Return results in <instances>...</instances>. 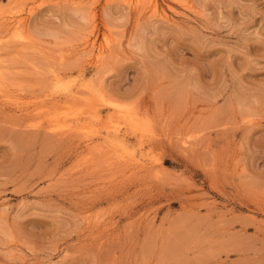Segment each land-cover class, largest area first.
<instances>
[{"label":"rangeland","instance_id":"rangeland-1","mask_svg":"<svg viewBox=\"0 0 264 264\" xmlns=\"http://www.w3.org/2000/svg\"><path fill=\"white\" fill-rule=\"evenodd\" d=\"M12 1L0 264H264V0Z\"/></svg>","mask_w":264,"mask_h":264},{"label":"bare ground","instance_id":"bare-ground-1","mask_svg":"<svg viewBox=\"0 0 264 264\" xmlns=\"http://www.w3.org/2000/svg\"><path fill=\"white\" fill-rule=\"evenodd\" d=\"M12 1V0H11ZM8 2V1H7ZM1 6V5H0ZM7 6H8V8H11V9H13L15 6H14V2L12 1V2H9V4H7ZM31 9V8H30ZM0 11H3V13L2 14H7L6 13V11L3 9V8H0ZM156 11V10H155ZM28 12V11H27ZM10 13L11 12H9L8 14L10 15ZM17 22V20L15 21V23ZM15 26V25H14ZM99 53H97V55H98ZM99 56V55H98ZM54 79H56V78H54ZM65 90V89H64ZM67 90V89H66ZM65 90V91H66ZM76 93V92H75ZM54 95V94H53ZM75 95V94H74ZM76 95H78L77 93H76ZM73 97V96H72ZM76 97V96H75ZM71 98V97H70ZM57 102V101H56ZM72 110V109H71ZM74 111H76V110H74ZM88 111V110H87ZM70 112V111H69ZM68 113V112H67ZM88 114V113H87ZM87 114H86V116H87ZM85 115V114H84ZM91 115H93L92 113H91ZM96 115V114H95ZM88 116H90V115H88ZM71 118V117H70ZM91 118H92V116H91ZM72 119V118H71ZM122 122V121H121ZM50 124V123H49ZM56 124V123H55ZM65 124H66V122H64L63 121V123H58V125L60 126V129L62 128V130L64 129V127H65ZM68 124V123H67ZM67 124H66V126H67ZM38 125V124H37ZM49 128V127H48ZM52 128V127H51ZM51 128H49V129H51ZM74 128H76V127H74ZM52 129H55V128H52ZM57 129V128H56ZM65 130V129H64ZM124 158V157H123ZM120 163V162H119Z\"/></svg>","mask_w":264,"mask_h":264}]
</instances>
